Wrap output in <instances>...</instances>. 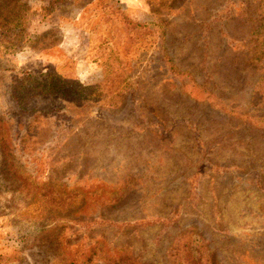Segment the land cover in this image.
Listing matches in <instances>:
<instances>
[{
	"label": "rangeland",
	"instance_id": "374dc122",
	"mask_svg": "<svg viewBox=\"0 0 264 264\" xmlns=\"http://www.w3.org/2000/svg\"><path fill=\"white\" fill-rule=\"evenodd\" d=\"M0 264H264V0H0Z\"/></svg>",
	"mask_w": 264,
	"mask_h": 264
},
{
	"label": "trees",
	"instance_id": "16d2710c",
	"mask_svg": "<svg viewBox=\"0 0 264 264\" xmlns=\"http://www.w3.org/2000/svg\"><path fill=\"white\" fill-rule=\"evenodd\" d=\"M24 5L22 4V7H23ZM23 10V8H21L20 9V12ZM22 16V15H21ZM22 18V17H21ZM20 17H19V20L21 19ZM14 25H16V23H14ZM18 25V24H17ZM127 258V255H125V254H121L119 257H112V261L113 262H115V263H119V262H121V260H123V259H126Z\"/></svg>",
	"mask_w": 264,
	"mask_h": 264
}]
</instances>
